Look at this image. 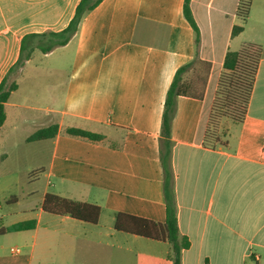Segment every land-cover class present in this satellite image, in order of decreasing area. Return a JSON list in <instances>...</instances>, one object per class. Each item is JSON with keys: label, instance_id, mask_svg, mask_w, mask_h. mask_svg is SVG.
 I'll use <instances>...</instances> for the list:
<instances>
[{"label": "crops", "instance_id": "1", "mask_svg": "<svg viewBox=\"0 0 264 264\" xmlns=\"http://www.w3.org/2000/svg\"><path fill=\"white\" fill-rule=\"evenodd\" d=\"M239 1L190 0L197 47L186 0H103L66 46L49 34L68 27L80 0H0V84L17 85L0 128V185L38 169L53 186L42 201L54 194L101 208L93 225L45 213L42 201L38 211H17L19 199L11 196L0 214V264H173L168 242L114 228L118 214L166 222L164 103L178 69L196 57L212 65L205 98H178L170 135V191L180 236L190 243L181 264H264V0H253L245 29L233 37L243 24ZM32 35L46 36L28 39L24 54L34 49L17 66ZM245 45L263 52L246 116L222 122V145L205 142L225 55ZM69 48L68 75L50 85ZM41 78L48 81L44 103L14 100L22 79ZM53 125V139L27 142ZM69 128L104 140L68 136ZM27 222L36 227L11 230Z\"/></svg>", "mask_w": 264, "mask_h": 264}, {"label": "trees", "instance_id": "2", "mask_svg": "<svg viewBox=\"0 0 264 264\" xmlns=\"http://www.w3.org/2000/svg\"><path fill=\"white\" fill-rule=\"evenodd\" d=\"M103 0H80L75 15L68 27L59 33H50L52 38L56 39L57 46H66L71 39L78 33L79 26L83 18L93 11ZM190 0H186L184 5V14L188 22L193 27L195 42L198 47L200 43L199 27L197 26L189 7ZM253 0H240L237 6V15L241 18L243 24L236 25L232 29V36L239 35L245 29L251 4ZM46 35H32L25 39L22 46V55L17 66H22L24 61L30 58L34 48H29L30 52L25 55L28 39L44 37ZM51 47L41 48L44 53L49 52ZM262 55V49L259 46L245 45L239 51H230L225 55L224 72L218 80L217 91L214 102L211 107L207 130H205V142L215 145H222L220 137H213L210 134L213 125L216 126L218 119L230 120L235 123H242L248 105L250 104L253 87L257 78L259 63ZM212 65L208 61H203L196 57L178 69L175 78L167 94L166 103H164L163 124L161 128V161L165 173V193H166V222L156 223L146 219L118 214L115 220V230L118 232L142 237L145 239L168 242L171 245V254L168 256L173 264H181V255L185 249L190 248V243L186 237H181L179 233V224L175 211V201L170 191L169 179L171 172L169 168V159L171 154V129L172 120L176 111V104L179 97H191V99L203 100L207 88V81L210 77ZM17 90V85L6 84V80L0 84V128L6 120L5 104L9 101L11 94ZM218 123V122H217ZM59 132V127L53 125L41 130L28 138L27 142H37L53 139ZM65 134L71 137L86 139L92 142H101L104 136L94 134L81 129L69 128ZM211 136L214 141L210 142ZM226 138V135L224 136ZM42 209L45 213L70 216L80 222L96 225L99 222L101 208L99 206L76 202L58 195L47 194L42 201ZM35 222H27L12 226V231H23L33 229Z\"/></svg>", "mask_w": 264, "mask_h": 264}, {"label": "rangeland", "instance_id": "3", "mask_svg": "<svg viewBox=\"0 0 264 264\" xmlns=\"http://www.w3.org/2000/svg\"><path fill=\"white\" fill-rule=\"evenodd\" d=\"M60 54V53H59ZM74 51L69 48L63 53L62 61L57 63V66L62 69V75L57 74L56 77H54L55 84L50 85H56L61 84L62 80L65 79V76L68 75L70 71L71 66V60L73 57ZM263 54V52H262ZM60 56V55H59ZM43 62L46 65L53 66L55 65V61L52 60L49 62L43 60ZM21 91L16 93L14 95V100L22 101L25 100L27 97L30 99V102L33 103H40L45 102V96H44V88L46 85H48V81H44L43 78L39 80H35L34 82H31V80L22 79L21 81ZM61 89L59 88L58 93L60 94ZM218 122V123H217ZM215 125H213V129L211 130L210 134H213L215 137L222 138L221 140H225V126L222 125L224 120L218 119ZM213 137L211 136L210 142L214 141ZM9 150V147H7V151ZM33 167V166H32ZM28 176L25 179H21L18 184H8L6 185H0V214L5 213L7 208L6 199H9L11 196H16L19 199V203L15 206V209L17 211H27L28 209L38 211L41 206V201L43 200V195L45 191L52 192L53 186H51L49 183V180L43 177V174L38 171V169L29 170ZM30 175L32 176L30 178ZM33 180V181H31ZM53 185V183H52ZM27 194H30L27 196ZM10 236V235H9ZM12 237H7V239L11 240Z\"/></svg>", "mask_w": 264, "mask_h": 264}, {"label": "built area", "instance_id": "4", "mask_svg": "<svg viewBox=\"0 0 264 264\" xmlns=\"http://www.w3.org/2000/svg\"><path fill=\"white\" fill-rule=\"evenodd\" d=\"M14 252L16 251V250H13Z\"/></svg>", "mask_w": 264, "mask_h": 264}]
</instances>
